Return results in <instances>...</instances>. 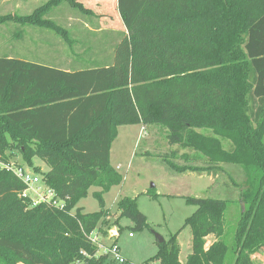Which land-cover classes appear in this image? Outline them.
<instances>
[{"label": "trees", "instance_id": "obj_1", "mask_svg": "<svg viewBox=\"0 0 264 264\" xmlns=\"http://www.w3.org/2000/svg\"><path fill=\"white\" fill-rule=\"evenodd\" d=\"M62 1L81 17L97 18L77 0H51L0 23L46 28L69 43L66 30L44 19ZM117 13L125 33L110 56L91 59L90 66L64 71L0 58V161L10 163L17 151L64 204L62 210L32 206L21 197L26 186L0 170V264L106 262L107 256L93 257L89 236L110 215L103 195L122 183L109 156L116 129L127 125L162 127L169 145L209 164L168 162L179 174L223 164L242 170L244 181L233 183L242 210L231 243L223 239L227 200L185 198L195 211L177 233L191 231L185 264H254L252 256L264 250V0H117ZM34 157L46 173L33 166ZM92 187L100 189L93 193L100 209L85 214L78 203ZM146 194L157 198L152 190ZM117 211L116 222L147 228L136 199L119 200ZM177 233L157 243L145 264H181ZM208 236L215 241L205 249Z\"/></svg>", "mask_w": 264, "mask_h": 264}, {"label": "rangeland", "instance_id": "obj_2", "mask_svg": "<svg viewBox=\"0 0 264 264\" xmlns=\"http://www.w3.org/2000/svg\"><path fill=\"white\" fill-rule=\"evenodd\" d=\"M95 8V7H93ZM93 10V9H92ZM95 19L90 16H80L81 21L87 22L90 29L77 30L73 47L63 46L67 57L74 60L79 67L90 66L91 59L99 61L98 49H102L100 43H104L103 56L111 53L112 47L118 41L119 34L125 33L123 24L116 14L93 10ZM99 24L98 26L93 24ZM76 25H79L76 23ZM75 31V30H74ZM74 31H70L73 38ZM121 38V36H120ZM99 44V45H98ZM71 53V54H70ZM98 56V57H97ZM93 61V60H92ZM200 133L210 134V131ZM225 151L232 150L229 142L223 143ZM11 162L20 164L24 169L37 176L43 185L42 178L26 166L17 151H14ZM186 154L188 159L183 160L181 155ZM168 162L176 167L208 168L209 164L201 155L189 149L179 146H171L166 140V131L162 127L141 125L120 126L116 129V135L110 146V166L122 178L119 186H113L103 195L104 208L110 212L100 229L101 241L108 245L115 243L120 256L125 264H145L154 257L158 250L153 233L167 241L175 235L183 226L185 219L193 214L195 207L189 206L185 198H215L227 200L228 206L224 213L225 236L224 241L231 243L235 234L238 219L241 214V204L236 203L239 188L233 183L241 184L244 181L243 172L233 165H220V169L207 171L177 173L168 167ZM34 167L41 173L48 167L37 157L32 159ZM46 173V172H45ZM99 188H90L87 197L79 201L78 206L85 214L98 212L100 207L93 197ZM152 190L157 198L151 199L146 192ZM40 193H44L43 189ZM33 200L37 198L33 191L29 192ZM124 198L136 199L138 210L146 217L147 228L142 231L131 229L132 224L121 219L117 203ZM118 223V224H115ZM121 228V230H119ZM116 232L115 237L112 232ZM132 233V237L129 234ZM112 234V235H111ZM177 244L180 249L179 261L185 264L186 257L191 253V231L189 227L177 233ZM215 241L213 236L204 239V248L207 249ZM254 264H264V250L252 256ZM232 261L228 259L227 264ZM115 264L107 258L104 264ZM154 264H158L154 261Z\"/></svg>", "mask_w": 264, "mask_h": 264}, {"label": "crops", "instance_id": "obj_3", "mask_svg": "<svg viewBox=\"0 0 264 264\" xmlns=\"http://www.w3.org/2000/svg\"><path fill=\"white\" fill-rule=\"evenodd\" d=\"M49 1L51 0H0V17L29 16ZM77 2H80L84 8L92 12L97 8L100 13L105 12L109 15L117 13V0H77ZM44 19L66 30L70 42H64L59 35L46 28L29 24L19 25L12 21L0 23V58L17 59L64 71L80 68L74 60L67 57L63 46L66 44L72 48L75 44L74 38L78 35L76 31L81 27L90 29L89 24L80 20L76 10L67 1L49 7ZM91 19L95 18L92 16ZM76 23L79 25H76ZM70 31H74L73 38ZM100 46H102V49H98V56L102 59L104 57V43H100ZM108 56L110 54L106 55V57ZM183 155L185 154L181 156L183 157ZM47 171L48 169L43 170L44 173ZM96 232L101 238L100 230L97 229Z\"/></svg>", "mask_w": 264, "mask_h": 264}, {"label": "built area", "instance_id": "obj_4", "mask_svg": "<svg viewBox=\"0 0 264 264\" xmlns=\"http://www.w3.org/2000/svg\"><path fill=\"white\" fill-rule=\"evenodd\" d=\"M0 170H6L11 172L21 183H23L26 186V191L22 193L21 197L23 199L26 198L30 199L32 206H35L41 202H45L59 210L63 209L64 204L61 201H58L54 197L53 193L50 190H48L44 185H40L41 180L37 176L29 172L28 170L24 169L22 166H19V164L17 165L14 162L5 164L0 161ZM42 189L44 193H40ZM30 191H33L35 196L39 199L33 200L32 197L29 195ZM112 234L115 237L117 236L116 232L114 231L112 232ZM129 237H132V234H129ZM89 240L96 249V254L93 256L94 258H98L99 256H107L108 258L110 257L112 259V262H114L115 264L126 263V261L120 256V252L116 244L113 242L108 245L104 244L101 241V238L97 234L96 230L92 234H90ZM76 264H80V263H76ZM150 264H154V263H150Z\"/></svg>", "mask_w": 264, "mask_h": 264}, {"label": "water", "instance_id": "obj_5", "mask_svg": "<svg viewBox=\"0 0 264 264\" xmlns=\"http://www.w3.org/2000/svg\"><path fill=\"white\" fill-rule=\"evenodd\" d=\"M153 235H154V238H155L157 243L161 244L164 242V239L162 237H160L159 235H157L155 233H153Z\"/></svg>", "mask_w": 264, "mask_h": 264}]
</instances>
